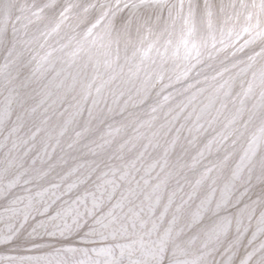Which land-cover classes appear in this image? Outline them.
Wrapping results in <instances>:
<instances>
[{"label":"snow or ice","instance_id":"obj_1","mask_svg":"<svg viewBox=\"0 0 264 264\" xmlns=\"http://www.w3.org/2000/svg\"><path fill=\"white\" fill-rule=\"evenodd\" d=\"M0 264H264V0H0Z\"/></svg>","mask_w":264,"mask_h":264}]
</instances>
